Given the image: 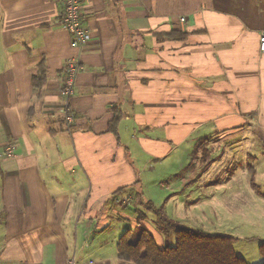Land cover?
Masks as SVG:
<instances>
[{
    "label": "crops",
    "instance_id": "crops-1",
    "mask_svg": "<svg viewBox=\"0 0 264 264\" xmlns=\"http://www.w3.org/2000/svg\"><path fill=\"white\" fill-rule=\"evenodd\" d=\"M61 2L0 0V264H131L145 208L192 192L216 147H264V0H81L71 133Z\"/></svg>",
    "mask_w": 264,
    "mask_h": 264
},
{
    "label": "rangeland",
    "instance_id": "rangeland-1",
    "mask_svg": "<svg viewBox=\"0 0 264 264\" xmlns=\"http://www.w3.org/2000/svg\"><path fill=\"white\" fill-rule=\"evenodd\" d=\"M221 147L212 151V157L204 166L207 168L203 179L193 188L192 195L189 186L168 206H164L166 199L159 198L162 205L156 207L168 219L178 221L181 227L233 237L237 256L245 258L249 264H262L264 259L259 246L264 242V147L249 150L254 159L244 157L243 147L238 146L233 153L223 152ZM226 155L230 156L231 163L235 160L238 164L227 163ZM152 193L158 191L153 189ZM191 201L198 202L197 207L191 205ZM143 213L147 216L146 228L157 244L161 248H175V236L160 230L158 216L148 208Z\"/></svg>",
    "mask_w": 264,
    "mask_h": 264
},
{
    "label": "trees",
    "instance_id": "trees-1",
    "mask_svg": "<svg viewBox=\"0 0 264 264\" xmlns=\"http://www.w3.org/2000/svg\"><path fill=\"white\" fill-rule=\"evenodd\" d=\"M34 86L39 89L43 83L38 82ZM120 120L121 117L117 116L113 128L118 126ZM151 211L158 216L160 230L166 235L175 236L176 247L161 249L146 229L128 231L117 244L118 255L122 261L131 264H248L237 256L233 237L210 235L181 227L154 206ZM259 253L264 259V242L259 246Z\"/></svg>",
    "mask_w": 264,
    "mask_h": 264
},
{
    "label": "built area",
    "instance_id": "built-area-1",
    "mask_svg": "<svg viewBox=\"0 0 264 264\" xmlns=\"http://www.w3.org/2000/svg\"><path fill=\"white\" fill-rule=\"evenodd\" d=\"M63 15L61 25L72 38V46L77 51L78 55L67 61L64 68L62 87L60 90L61 98L63 99V123L64 128L68 133L72 132L75 124V116L72 110V98L75 95V88L79 75L83 72L82 55L85 52L87 45L91 41V33L83 23L82 3L81 0H62ZM181 24H184L186 19H179ZM259 48L264 53V31L260 33ZM14 146L7 147L2 153L6 157H14ZM0 154V157L3 155ZM69 264H76L71 260ZM88 264H94L93 262Z\"/></svg>",
    "mask_w": 264,
    "mask_h": 264
}]
</instances>
